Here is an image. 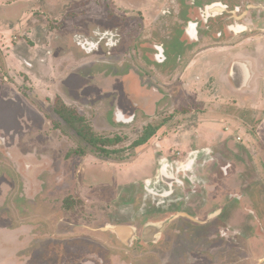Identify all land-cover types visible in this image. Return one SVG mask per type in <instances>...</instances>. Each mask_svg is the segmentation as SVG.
<instances>
[{"label":"rangeland","instance_id":"374dc122","mask_svg":"<svg viewBox=\"0 0 264 264\" xmlns=\"http://www.w3.org/2000/svg\"><path fill=\"white\" fill-rule=\"evenodd\" d=\"M250 1L251 6L258 5L255 0ZM161 2L0 0V146L6 144V150L15 158L13 169L0 155V264H84L87 261L83 262L81 254L88 251L98 255L97 264H264V238L253 235L256 230L264 233V33L252 36L238 33L228 43L219 39L217 45L206 41L207 47L193 56L195 61L188 64L186 57L185 74L200 78L191 96L195 101L156 100L155 105L141 110L131 123L133 114L125 118L120 113L116 116L121 111L117 109L118 101L112 103L105 95L98 96L103 92H124V82L133 81V77L126 76L131 69L145 84L147 64L140 58L139 64L133 63L131 36L137 33L140 44L145 42L146 27L158 18L155 13L162 10ZM135 9L139 11L137 15ZM246 12L244 5L240 12L233 11L237 19L232 20V25L246 26L248 21L239 20ZM114 13L121 14V22L127 20L126 37L118 36L109 25L110 33L95 28H106L107 18H112ZM140 25L144 26L142 30ZM120 39L123 46L116 54L111 46ZM97 46L99 51H90ZM108 51L112 54L106 58ZM167 54L169 61L161 66L165 72L177 63V56ZM85 60L90 63L76 67ZM216 60L224 65V73L219 76L215 71L222 68L214 66ZM243 61L253 67L254 73L249 89L244 91L247 80L243 73L233 79L230 76L234 63ZM100 71L105 72L104 78L98 77ZM227 73L234 84L227 79ZM174 74L176 79L179 72ZM98 78L101 83H97ZM227 81L229 89L223 85ZM134 85L133 82L132 88H136ZM85 86H90L86 91L93 93L83 98L80 91ZM163 87L176 90V84ZM194 105L197 112L191 113ZM66 107L75 110V127L57 113ZM149 126L158 129L155 135L146 144L136 146ZM117 138L121 139L119 143L105 147L108 154L101 153L98 147L102 145L94 143L96 139ZM191 153L198 155L199 162L203 159L211 162V157L221 160V156L232 162L238 175L228 180L229 186L240 180L241 173L248 175L247 212H237L239 215L232 218L231 224L240 228L242 217H246L248 237L244 254L237 253L233 245L226 257L219 244L218 251L209 258L182 250L177 256L159 254L138 259L137 249L112 242L99 250L88 242L91 237L87 232L59 237L54 225L62 216L50 218L53 211L50 202L60 205L65 195L55 191L54 197L45 184L42 196L35 197L32 188L21 184L23 180L15 172L26 171L27 178H32L38 172L77 171L80 178L76 176L75 183L79 189L70 197L83 198L84 202L77 200V206L83 213L86 208L89 210V226L98 229L114 220L130 222L134 210L142 213L144 206L152 203L153 196L144 190L146 179L158 183L162 173L169 182H184L185 172L177 170L181 164L188 163ZM20 157L26 170L24 165L17 164ZM165 166L172 174L161 171ZM203 171L198 173L199 177L205 174ZM45 173L41 180L44 182ZM91 173L98 179H88ZM5 174H8L7 182ZM187 174L194 176L188 171ZM194 186L200 188L204 184L195 185L186 180L185 193L177 185L174 188L179 196L187 197ZM258 187L260 192L256 194ZM184 203L190 204L191 200ZM75 214L80 216V212ZM157 249L165 252L161 247Z\"/></svg>","mask_w":264,"mask_h":264},{"label":"flooded vegetation","instance_id":"af4514ba","mask_svg":"<svg viewBox=\"0 0 264 264\" xmlns=\"http://www.w3.org/2000/svg\"><path fill=\"white\" fill-rule=\"evenodd\" d=\"M255 1L258 4L257 6H251L250 0H162V10L158 13H155L153 10V12L158 15V18L153 19L149 27H146L145 42L140 44L141 42L138 39L137 33L131 36V38H133L131 46V51L134 53L133 63L136 62L139 64L138 58H140L141 60L145 59L147 64V66L145 65V84L142 77L135 72L134 69H131V72L126 76L129 77L130 75L133 77V81L124 82V92H103L99 93L98 96L105 95V97L112 100V103H114V100L115 102L118 101L117 109L121 111L117 112L116 116L119 117L120 113V115L125 118V115L133 114L134 119L131 123L136 121L137 114L141 110L150 109L156 100L164 101L165 98H167V100L171 101L174 99L184 100L188 98L195 101L191 96L194 93V89L198 86L200 78H193L192 75H186V66L195 61L192 60L195 54L199 55L202 49L207 47L205 44L206 41L212 42V45H217L220 44L218 42L219 39H224V43H228L230 42V38L238 33L246 36L262 35L264 33V0ZM243 5L247 9V12L243 13L239 20H245L248 21V23L246 26L232 25V20L237 19L233 11L236 13L240 12L241 6ZM138 12L135 9L136 15ZM111 15L112 18H107L106 28H95L100 29L102 32L110 33L111 30L107 29L109 25L110 29L112 28V30L117 31L116 34L118 36L126 37L125 25L127 24V20L121 22V14L118 16H116L115 13ZM117 17L119 21L114 20ZM84 20L85 18L82 19V25H84ZM139 28L142 30L144 26L140 25ZM212 39L217 41H212ZM200 43H204V45L202 46ZM143 44L146 45L142 46ZM91 46L94 45L91 44ZM98 46H100V44ZM98 46L92 47L90 51L93 49L94 51H99L100 49ZM122 46L120 39L118 43L111 46V49L117 54L119 53L117 50ZM83 48L85 47L83 46ZM172 50L175 52L172 53ZM167 53H169L171 57L174 55L175 57L177 56V63L172 70L165 72L161 66L167 64L169 61ZM111 54L112 51H108L106 58ZM186 57H189V60H186ZM185 60L188 62L187 65ZM88 63L90 62L85 60L76 67L84 64L86 66ZM175 71L179 72L176 79L174 74ZM251 72L252 74L249 80H247V86L243 88L242 91L248 90L250 87L254 75L253 67ZM98 77L104 78L105 72L100 71ZM99 78L97 79V83L98 81L101 83ZM133 82L136 88H132ZM169 83L171 85L174 84V86L176 84V90L171 91V89L167 87ZM143 85L145 89H143ZM127 86L131 87L130 91L127 90ZM163 86H166L168 89ZM89 88L90 86H85L82 91H80V95L83 98L93 93H88L86 91L89 90ZM251 93H255V91ZM147 97H152V99H148ZM194 106V110L191 108V113L197 112L195 109L196 105ZM66 109H68V111H66ZM72 110L73 109L66 107L57 113L64 121L75 127L74 120L77 117L74 112L75 110ZM149 129H152V127ZM75 130L78 131L81 129L76 128ZM157 130L158 129H156V131ZM80 133L82 134V132ZM108 142L119 143L120 141L117 142V139H96L94 141L98 146L102 145V147H97L103 154H108L109 152H106V145H104V143ZM5 145L0 146V155L4 157L1 159H6L11 163L14 169L15 165H13L12 162L15 161L14 155L13 157L11 156L8 150H6ZM108 146H110V144ZM12 158L14 159L12 160ZM19 159L17 164L19 166L24 165L26 170L27 166L24 164V159L21 157ZM197 159L198 155L191 153L187 160L188 163L181 164L177 170L179 173L185 172L184 182L171 181L173 183L172 185L164 174L162 176V173L160 180H157L159 184L156 181L153 182L151 179H146L144 181V190L146 194L153 196V198L151 197L150 199L152 203L149 205L146 204L142 213H139L138 210H134L132 212V218L129 219L130 222L115 223L114 220L107 223L108 225L106 227H100L98 229H91L89 226V210L86 208V213H83L82 211L84 210L80 211L77 206V200L80 199L84 202L83 198L79 197V199H77L76 197H70L79 189V185L77 186V183H75L77 179L76 176L80 178L77 171L74 172L71 169L72 171L70 172H38L34 174L32 178L28 177L31 181L28 180L26 171L15 172L23 181L27 179V182L22 181L21 184L27 185L30 190L32 188L34 191L33 195H36L35 197L42 196V189L45 184L52 190L50 194L55 195L54 197L57 196L56 192L65 195L64 201H62L60 205L50 202L53 208L50 218L55 217L58 219L60 215L62 216L54 225L59 237H69L73 235V233L77 234L79 231H81V233L87 232V235L91 237V240L88 242L97 245L99 250L102 248L104 250L105 244L112 242L114 245L119 244L121 246L137 249L135 253L138 259H149L157 257L159 254L169 255L171 257L177 256L182 250H185L189 254L201 255L202 258L203 256L209 258L213 253L218 251L219 244L221 246L220 249L224 250L223 254L227 255L226 257H229V250L233 245L237 248V253L241 252L244 254V245L248 237L246 232V217H242L243 225L240 228L231 224L233 223L232 218L238 217L241 212H247V203L249 199L248 195H245V192L249 189L247 180L248 175L241 173L240 180H236L229 186L228 180L238 175L232 162H227L222 156L221 160L217 157H211V162H208L207 159H203L199 162ZM223 165H226V167L223 168ZM166 168V166L164 168L162 167L161 171L172 174V172H169ZM202 169H204L203 172H205V174L202 175L203 178L198 176V173H200ZM229 170L231 172H229ZM187 171L193 173L194 176H188ZM44 173L46 174V182L41 181ZM3 177L7 178L5 179L7 182L8 174H5ZM91 178L98 179L95 173H91V176L88 177V179ZM186 180L195 185L196 183H203L204 186L200 188L194 186L190 193L187 192V197L184 195V197L179 196V194L176 193L178 189L174 187L177 185L178 188H180V192L185 193ZM157 184L161 185L157 186ZM233 184L234 186H232ZM258 191L260 192V187L256 189V194H258ZM172 197H174V200L171 199ZM192 197L193 199H191ZM185 200H191V203H186L185 205ZM236 204L238 207H234ZM76 212H80L79 217L75 214ZM237 212H239V214ZM167 222V226L160 233H158L157 229H153L150 232L147 230L148 227L152 225H159V228H161ZM257 222L258 224L262 223L260 215L257 217ZM111 227L123 228L124 231L122 235H119L109 230ZM39 228H42V226L40 225ZM253 235L255 237L257 235L258 237L264 238V233H260L258 230H256ZM149 246H151V248H148ZM159 247L165 252L160 253L157 249ZM100 254L102 255L101 251ZM81 255L83 256V262L85 260L87 261L84 264H97L95 263L98 257L96 253L88 251Z\"/></svg>","mask_w":264,"mask_h":264},{"label":"water","instance_id":"95a60500","mask_svg":"<svg viewBox=\"0 0 264 264\" xmlns=\"http://www.w3.org/2000/svg\"><path fill=\"white\" fill-rule=\"evenodd\" d=\"M240 72L243 73V76L246 80H248L250 78V74L248 72V69L246 68V66L243 64V62H236L234 63L233 67H232V71H231V77L233 79V77H239ZM239 87V84L237 85ZM168 222L165 223L161 228H159V225H152L148 227V231L150 232L153 229H157L158 233H160L161 231H163V229L167 226ZM109 230L122 235V232L124 231L123 228H117V227H111L109 228Z\"/></svg>","mask_w":264,"mask_h":264},{"label":"crops","instance_id":"0c3cea01","mask_svg":"<svg viewBox=\"0 0 264 264\" xmlns=\"http://www.w3.org/2000/svg\"><path fill=\"white\" fill-rule=\"evenodd\" d=\"M217 59H220V56L219 55H217ZM210 63H212V62H210ZM213 64V63H212ZM243 64L246 66V68L248 69V72H249V74H250V76H251V74H252V72H251V65H249L247 62H244L243 61ZM214 66H217V67H221L222 68V70L221 69H217L215 72L217 73V76H219V75H221L222 74V72L224 73V65L223 64H220L219 62H218V60H216V62L214 63ZM231 69V71H232V67L230 68ZM230 71V70H229ZM231 71H230V76H231ZM228 75V80L230 81V83H233L234 84V82H233V80L230 78V76H229V73H227ZM223 85L226 87V89L228 88L227 86H229V88H231V86H230V84H229V82L227 81V82H224L223 83ZM228 88V89H229Z\"/></svg>","mask_w":264,"mask_h":264},{"label":"trees","instance_id":"16d2710c","mask_svg":"<svg viewBox=\"0 0 264 264\" xmlns=\"http://www.w3.org/2000/svg\"><path fill=\"white\" fill-rule=\"evenodd\" d=\"M156 133V129H148L146 132H145V135L143 136L142 139H140L137 143H136V146H142L144 144H146ZM116 140V139H115ZM118 141H121V139H118L117 138V142ZM111 145V144H114V143H104V145L108 146V145ZM107 152V151H106Z\"/></svg>","mask_w":264,"mask_h":264}]
</instances>
